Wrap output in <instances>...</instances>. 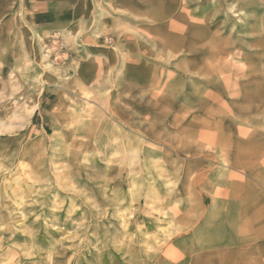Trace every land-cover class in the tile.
<instances>
[{
  "label": "rangeland",
  "instance_id": "obj_1",
  "mask_svg": "<svg viewBox=\"0 0 264 264\" xmlns=\"http://www.w3.org/2000/svg\"><path fill=\"white\" fill-rule=\"evenodd\" d=\"M170 1L0 0V264H264V150L179 148V54L147 30ZM241 10L264 68V0Z\"/></svg>",
  "mask_w": 264,
  "mask_h": 264
},
{
  "label": "bare ground",
  "instance_id": "obj_2",
  "mask_svg": "<svg viewBox=\"0 0 264 264\" xmlns=\"http://www.w3.org/2000/svg\"><path fill=\"white\" fill-rule=\"evenodd\" d=\"M251 1L171 0L150 17L152 25L147 28L155 35L151 40L147 36L150 45L179 54L174 65L180 83V150L188 155L207 145L216 147L222 163H229L234 172L247 164L250 148L264 150L256 131L249 132V127L264 123V68L242 44L233 45L226 31L231 23L230 29L246 33L250 22L238 15ZM240 4L241 9L234 10L233 5ZM258 44L252 47L257 50ZM22 111L32 115L35 110L23 103ZM260 157L264 159V153Z\"/></svg>",
  "mask_w": 264,
  "mask_h": 264
},
{
  "label": "crops",
  "instance_id": "obj_3",
  "mask_svg": "<svg viewBox=\"0 0 264 264\" xmlns=\"http://www.w3.org/2000/svg\"><path fill=\"white\" fill-rule=\"evenodd\" d=\"M35 112V111H34Z\"/></svg>",
  "mask_w": 264,
  "mask_h": 264
}]
</instances>
